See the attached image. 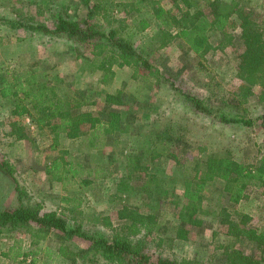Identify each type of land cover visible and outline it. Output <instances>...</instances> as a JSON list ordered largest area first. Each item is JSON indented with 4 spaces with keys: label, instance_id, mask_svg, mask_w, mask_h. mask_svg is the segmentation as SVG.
I'll return each mask as SVG.
<instances>
[{
    "label": "rangeland",
    "instance_id": "rangeland-1",
    "mask_svg": "<svg viewBox=\"0 0 264 264\" xmlns=\"http://www.w3.org/2000/svg\"><path fill=\"white\" fill-rule=\"evenodd\" d=\"M104 1L105 15H92V21L106 31L116 27L117 35L143 50L161 76L146 78L142 70L135 71L130 65H113L112 75L93 70L89 64L94 55L107 53L106 47L100 48V54H95L99 47L90 43L80 44L77 50L72 41L32 35L0 23V88L3 78L13 81L16 75L35 74L37 81L45 82L48 93L61 97L77 94L85 101L82 109L97 117L103 118L106 109L118 111L122 126L121 132H106L102 127L94 135L87 131L76 138L53 134L48 126L38 129L31 115L13 113L17 101L0 94V160L14 167V176L0 169V210L18 205L17 183L27 194L24 201L39 204L41 211H55L88 232L100 230L109 237L132 234L133 240L144 238L151 253L191 264H225V243L230 238L225 235L226 223L217 215L221 207L235 221L242 214L249 215L248 224L264 232V197L249 186L243 200L228 202L222 194L224 182L216 179L202 194V227L187 226V237H177L178 206L174 204L178 197L183 202V177L175 156L188 166V158L207 155L254 163L264 153V130L258 122L252 126L225 124L196 110L182 93L255 118L262 111L258 102L261 87L249 86L252 94L238 103L241 82L233 66L232 46L196 55L180 37L160 43L155 38L159 21L152 7L174 9L171 0ZM236 1L244 12L260 19L263 0ZM85 5L84 0H0V16L20 14L52 25L60 15L84 18ZM225 31L240 36L237 16L228 18ZM214 36L211 40L216 43L220 38ZM106 94L118 95V100L107 104ZM149 150L154 156L151 161L146 156ZM136 156L140 157L138 164L130 160ZM53 161L61 163V180L46 173ZM69 168L75 172L70 173ZM121 181L123 185L118 184ZM213 208L216 213L210 211ZM129 211L153 216L151 232L134 233V215ZM88 245L89 241L67 238L58 230L6 229L0 234V264H68L78 247ZM235 245L241 247L239 242ZM245 245L242 247L248 251Z\"/></svg>",
    "mask_w": 264,
    "mask_h": 264
},
{
    "label": "trees",
    "instance_id": "trees-1",
    "mask_svg": "<svg viewBox=\"0 0 264 264\" xmlns=\"http://www.w3.org/2000/svg\"><path fill=\"white\" fill-rule=\"evenodd\" d=\"M84 0L87 14L82 19L72 20L58 16L52 25L44 22H34L28 17L18 14L10 18L0 16V23L7 24L13 29H23L30 34L45 35L49 38H63L77 45L90 43L98 48L95 54L102 53V47L107 48V53L101 56L94 55L91 63L93 70H99L109 75L113 74L112 66L130 65L134 70H142L146 78L158 79L161 72L152 65L145 56L144 51L136 49L129 39L118 36V29L109 26L108 30L102 25L92 21V15H105L106 5L104 0ZM174 9L152 7L159 21V29L155 38L161 43L163 40L180 37L188 48L196 55H203L210 49L223 50L232 46V62L236 70V77L240 80L237 95L238 103L247 101L252 94L249 86L261 87L258 102L262 111L255 118L246 117L240 112L233 113L222 108L202 102L200 99L182 93L184 98L192 102L194 108L208 116H214L225 124H242L252 126L258 122L264 130V0L260 19L252 18L244 12L236 0H171ZM235 15L239 19L240 36L234 37L225 31L228 18ZM220 38L214 43V35ZM241 50L239 51L238 50ZM0 88L2 97H12L17 102L13 105V113L21 115L27 113L32 116L38 129L48 126L53 134L65 133L70 138H76L81 133L104 127L106 132H121L120 114L114 109L103 111V118L97 117L88 110H83L85 101L74 94L61 97L57 93H48L45 82L36 80V75H16L13 81L3 78ZM118 100V95L106 94L105 103L110 104ZM87 134V133H86ZM17 137H22L21 134ZM150 156V150L146 152ZM190 163L182 161L177 155L175 161L177 168L181 169L183 177L182 197L175 201L176 212L174 228L177 237L186 238L187 228L200 229L203 220L199 217L205 211L203 205V192L207 185L216 179L222 180V194L225 200L237 203L243 200L247 187L251 186L260 190L264 197V153L254 163H242L229 156H210L204 158H188ZM135 164L140 162V157L130 159ZM60 161H53L46 166V173L52 179L61 180ZM0 169L10 176H14V167L5 160H0ZM70 173L75 171L68 169ZM203 172L202 176L200 173ZM122 180V179H120ZM123 185L121 181L118 183ZM127 189L119 187V190ZM18 205L14 208L0 210V234L6 229L31 228L38 230H58L67 238L74 236L89 241L85 248L78 247L75 255L69 259L68 264H191L189 261H177L160 254L151 253L146 247L144 238L133 240L125 235L107 236L100 230L88 232L78 224H69L66 219L55 211H41L39 204L24 201L27 197L23 188L16 183ZM180 204V205H179ZM208 208V207H206ZM124 210V209H123ZM213 208V213H216ZM134 215V233L144 230L145 235L151 232L154 224L153 216L140 215L136 211H129ZM225 207L217 214L221 223H226V237L230 238L225 243V264H261L264 260V232L250 226V216L242 214L239 221L229 218ZM105 223L108 224L107 219ZM138 223L139 225H136ZM188 226V227H187ZM187 227V228H186ZM239 242L241 247L235 244ZM248 247L245 251L242 244ZM19 253H17L18 256ZM259 256V257H258Z\"/></svg>",
    "mask_w": 264,
    "mask_h": 264
}]
</instances>
